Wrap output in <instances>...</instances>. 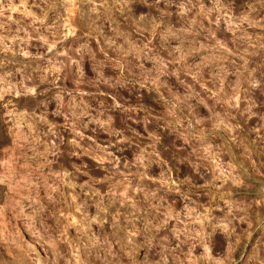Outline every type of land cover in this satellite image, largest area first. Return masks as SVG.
Instances as JSON below:
<instances>
[{
	"label": "rangeland",
	"instance_id": "obj_1",
	"mask_svg": "<svg viewBox=\"0 0 264 264\" xmlns=\"http://www.w3.org/2000/svg\"><path fill=\"white\" fill-rule=\"evenodd\" d=\"M0 264H264V0H0Z\"/></svg>",
	"mask_w": 264,
	"mask_h": 264
}]
</instances>
